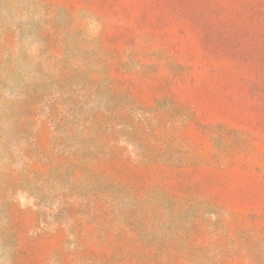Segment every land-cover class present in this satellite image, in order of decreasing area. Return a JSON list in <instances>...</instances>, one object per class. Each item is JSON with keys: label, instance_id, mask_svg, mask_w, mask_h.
Returning a JSON list of instances; mask_svg holds the SVG:
<instances>
[{"label": "rangeland", "instance_id": "1", "mask_svg": "<svg viewBox=\"0 0 264 264\" xmlns=\"http://www.w3.org/2000/svg\"><path fill=\"white\" fill-rule=\"evenodd\" d=\"M0 264H264V0H0Z\"/></svg>", "mask_w": 264, "mask_h": 264}]
</instances>
